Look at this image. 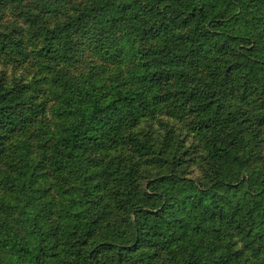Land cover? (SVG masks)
<instances>
[{
    "label": "trees",
    "instance_id": "16d2710c",
    "mask_svg": "<svg viewBox=\"0 0 264 264\" xmlns=\"http://www.w3.org/2000/svg\"><path fill=\"white\" fill-rule=\"evenodd\" d=\"M0 67V264H264V0H0Z\"/></svg>",
    "mask_w": 264,
    "mask_h": 264
},
{
    "label": "rangeland",
    "instance_id": "374dc122",
    "mask_svg": "<svg viewBox=\"0 0 264 264\" xmlns=\"http://www.w3.org/2000/svg\"><path fill=\"white\" fill-rule=\"evenodd\" d=\"M54 1L65 2V3L67 2L68 3L69 0H54ZM0 70H1V67H0ZM12 74H13V69H11V71H10V75H12ZM170 124L173 125L176 129H180L181 128V126L178 123H176L175 121H171ZM156 126L160 127L158 130L162 129V127H163L162 124L159 125V126H158V124H156Z\"/></svg>",
    "mask_w": 264,
    "mask_h": 264
}]
</instances>
